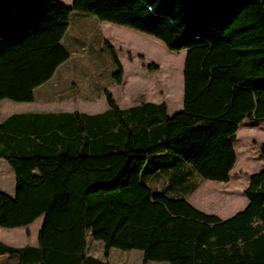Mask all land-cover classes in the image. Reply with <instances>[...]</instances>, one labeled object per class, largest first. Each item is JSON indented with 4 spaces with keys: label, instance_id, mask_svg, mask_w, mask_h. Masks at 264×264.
<instances>
[{
    "label": "trees",
    "instance_id": "obj_1",
    "mask_svg": "<svg viewBox=\"0 0 264 264\" xmlns=\"http://www.w3.org/2000/svg\"><path fill=\"white\" fill-rule=\"evenodd\" d=\"M73 11L185 49L183 107L172 116L165 102L122 109L105 89L102 113L1 121L0 159L14 172L15 193L0 192V227L42 223L36 246L0 241V264H109L112 248L141 250L142 264H264V164L249 176L247 206L225 220L144 181L158 156L229 182L239 124L264 118V0H0V100L33 101L69 59L61 40ZM104 47L121 85L117 50L108 40ZM261 151L264 158V143ZM88 231L103 241L104 259L87 253Z\"/></svg>",
    "mask_w": 264,
    "mask_h": 264
},
{
    "label": "rangeland",
    "instance_id": "obj_2",
    "mask_svg": "<svg viewBox=\"0 0 264 264\" xmlns=\"http://www.w3.org/2000/svg\"><path fill=\"white\" fill-rule=\"evenodd\" d=\"M89 19L93 22L91 23L90 20L85 22L83 28L76 25L71 27L70 33L76 37L74 43L76 46L69 47L71 56L61 66L55 77L42 85V88L37 89L35 100L32 102H14L7 99L0 101V119L7 114L6 112H25L28 109L57 111L63 110L67 106L79 109L82 103L80 98L87 95L96 102L103 96L100 108H104L106 105L103 94L105 89L112 93L116 101H119L118 103L124 101V103L131 104V102L136 103L157 97L169 105V116L182 110L183 68L187 52L185 49L172 52L161 44H157L156 38L151 35L144 34L149 37L145 38L142 32L136 31L137 34H129L100 27L104 36L106 31L111 35L109 41L116 48L119 60L125 70L123 83L117 85L112 78L116 66L108 49L104 46L97 47V40L101 37L100 22L94 18ZM80 43L84 45H80ZM139 54L143 56L144 60L139 58ZM149 63L156 64L158 68L148 70L146 65ZM244 123L251 124V127L243 126L237 132L234 148L238 156V163L231 182L223 186V193H229L230 196L228 199L211 198L217 202L215 208L218 210L222 208L221 204L233 207L228 215L233 214L240 207L242 208L243 205L240 202L244 203L247 199L243 190L249 184V174L260 171L264 164L261 151L264 143V118L247 120ZM180 173L192 182L194 181L198 185L202 184L203 189L212 195L215 192L214 187L221 185L217 181L202 179L196 172H186L183 167H181ZM167 175V171H163L160 180ZM0 191L12 195L15 192L14 172L2 158L0 159ZM202 197L204 196H201V193L197 195V198ZM40 221L41 218H38L32 223L28 229L29 236L26 235L24 227H0V236L10 240V243L3 241L10 246L30 245L36 242ZM86 239L87 253L104 259L103 241L94 239L90 231L87 232ZM0 260L2 259L0 258ZM108 262L109 264H142V251L112 248L109 252ZM148 264L169 263L150 261Z\"/></svg>",
    "mask_w": 264,
    "mask_h": 264
},
{
    "label": "crops",
    "instance_id": "obj_3",
    "mask_svg": "<svg viewBox=\"0 0 264 264\" xmlns=\"http://www.w3.org/2000/svg\"><path fill=\"white\" fill-rule=\"evenodd\" d=\"M58 1L60 2V4L66 6V7H71L74 0H58ZM79 13H81L82 15H77ZM89 18H94L96 20H99L97 17H95L92 14L83 13V12H77V11L71 12L68 29L66 30V32H65V34H64V36H63V38L61 40L62 44L66 47V49L69 51V53H70L69 47L76 46L74 44L75 41H76L75 40L76 37H75V35H72L70 33L71 27L76 25V26H78L80 28L81 27L83 28L85 22L90 20ZM90 22L92 23L93 20H90ZM99 22H100L99 29H100V27L103 26V27H105V29H109L110 31H112V29H113V30H115L117 32H123V33H129V34H135V33L137 34V32H140V31H137V30H135V29H133L131 27L114 24V23H111V22H108V21H100L99 20ZM100 32H101V37L97 40V47L98 48H101V47L104 46V40H108V41L111 40V35L108 34L107 31L105 32V36L103 35L101 29H100ZM144 34L145 33H143V36H145V38H149L148 36H146ZM158 40L159 39L156 38L155 41L158 42L159 44H161L164 48H166L165 44L162 41H160V40L158 41ZM80 45H84V44L80 43ZM70 56H71V53H70ZM134 56H136V55L134 54ZM65 62H63L62 64H60L57 67L56 71L54 72L53 76L50 79L55 77V75L57 74L58 70L61 68V66ZM46 83H47V81L45 83L37 86L34 89V100H35V92L37 91V89L38 88H42V85H44ZM103 94H104V92H103ZM87 96L83 97V98H80L82 103L80 104L79 109H74V108H71V107L67 106L63 110H57V111H67V112H76V111H78V112H83V113L92 115V114L102 113V112L108 110L109 106H108L107 102H106V105H105L104 108H100L101 107L100 103L103 100V96L98 99V101H97L98 103L94 99H92L89 95H87ZM104 98H105V94H104ZM6 99L10 100V101H14V100H11V99H8V98L1 99L0 101L6 100ZM105 101H106V98H105ZM141 101L136 102V103L135 102H131V104L124 103V101L123 102L120 101V103H118L119 101H117V103H118L120 108L126 109V108H130V107L138 105ZM146 101H150V102H153V103L163 102L160 98H157V97H153V98L151 97L150 99H148ZM14 102H18V101H14ZM174 102H173V104H174ZM168 106L169 105H167V113H168ZM35 111H39V110L28 109L25 112L21 111V112H14V113H26V112H35ZM2 113H4V112H2ZM6 113L7 114L3 118L0 119V122L3 121L4 119H6L11 114H14V113H9V112H6ZM247 120L248 119H245L239 124L238 131L243 126L244 127H249V128L251 127L250 126L251 124L244 123ZM162 154H164V153H162ZM175 163H178V162L176 160L172 159V158H168V159H163L162 160V159H159L158 156H156V158L150 160V162L148 163V165H147V167L145 169L144 181L149 186H151L153 189H155L157 191H163V192H165V193H167L169 195H172V196L185 198L190 204H192L197 209H199V210H201V211H203L205 213H208V214L216 215L217 217H219L222 220H225V219H228V218L232 217L237 212L243 210L247 206V204L249 202L248 199H246V202L244 201V203L238 201V202L241 203V205H243L242 208L240 207L233 214L228 215V213L232 211L233 207L221 204L220 207H222V208L218 210V209L215 208V204L217 202L213 201L211 199V198H219V199H228L229 198V196H230L229 193H223V190H224L223 186H225L226 184H229L231 182L232 176L234 174L233 172L236 169V165L238 163V156H237V162L235 164V167L233 168V170L230 173L229 182L217 181L221 185H217V186L214 187V189H213L215 191V192H213L214 195H212L208 191L204 190L202 184L198 185L194 181L192 182L185 175L180 173L181 167H183V169H185L186 172H193V171H191L189 166L181 164V166L178 167V169H176L175 165H173ZM163 171H167L168 175L164 179L160 180V175H161V173ZM251 174H253V173H250L249 176ZM247 186L244 188V190L247 188ZM244 190H243V194H244ZM218 191H222V192L219 193ZM0 192H2V191H0ZM200 193H201V196L203 195L204 197L197 198V195H200ZM8 195L13 196L12 194H8ZM40 218H41V221H40V225H41L42 217H39V219ZM31 225L32 224H30L28 226H25L24 228H26V230H27V229L30 228ZM40 225H39V228H40ZM39 228H38V231H39ZM38 231H37V237H38ZM0 241H2V242L4 241L6 243H10V240H8V239H6L4 237H1V236H0ZM30 245L36 246L37 245V238H36V242H33ZM92 256H94V255H92ZM4 257H6V255H1L0 256L1 259H3ZM97 258H99V257H97ZM142 260H143V253H142Z\"/></svg>",
    "mask_w": 264,
    "mask_h": 264
},
{
    "label": "bare ground",
    "instance_id": "obj_4",
    "mask_svg": "<svg viewBox=\"0 0 264 264\" xmlns=\"http://www.w3.org/2000/svg\"><path fill=\"white\" fill-rule=\"evenodd\" d=\"M159 44V43H158ZM178 54V53H177ZM185 59V58H184ZM182 67H183V64H182ZM212 196V195H211ZM208 209V208H207Z\"/></svg>",
    "mask_w": 264,
    "mask_h": 264
}]
</instances>
